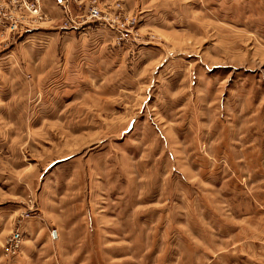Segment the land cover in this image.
Here are the masks:
<instances>
[{
  "label": "rangeland",
  "instance_id": "374dc122",
  "mask_svg": "<svg viewBox=\"0 0 264 264\" xmlns=\"http://www.w3.org/2000/svg\"><path fill=\"white\" fill-rule=\"evenodd\" d=\"M32 1L0 0V264H264V0Z\"/></svg>",
  "mask_w": 264,
  "mask_h": 264
},
{
  "label": "crops",
  "instance_id": "0c3cea01",
  "mask_svg": "<svg viewBox=\"0 0 264 264\" xmlns=\"http://www.w3.org/2000/svg\"><path fill=\"white\" fill-rule=\"evenodd\" d=\"M55 1L57 2L58 0H43L42 1L43 8L45 9V11L47 13H54V8H56V6H54L55 3H53V2H55ZM157 1L160 5H164V6H166L167 4H169V5L171 4V0H157ZM146 3H149V4L153 3V0H125V6H132V5L136 4L135 6H139V8H140V6H143ZM70 7H71L72 11H74V12L76 10H79V6L76 4H71ZM145 7H147V6H145ZM56 10H57V8H56ZM51 16L54 17L53 14H51ZM23 57L30 58L29 55H27V56L23 55ZM50 58H51V56L48 55V53H46V54L42 53L40 55L38 61H40V65H42V64L45 65L46 63L48 64V59H50ZM63 58H64V62H65L63 65V68H64V66L66 67V64H68V62L66 63V61H65L66 56ZM67 59H70V58L68 57Z\"/></svg>",
  "mask_w": 264,
  "mask_h": 264
},
{
  "label": "built area",
  "instance_id": "2783aa9c",
  "mask_svg": "<svg viewBox=\"0 0 264 264\" xmlns=\"http://www.w3.org/2000/svg\"><path fill=\"white\" fill-rule=\"evenodd\" d=\"M66 0H64L65 2ZM37 2V0H33L29 5L30 7H33V8H37L36 5H34L35 3ZM63 3V2H62ZM64 4V3H63ZM37 10V9H36ZM35 9H33V11L35 12L36 11ZM87 15L89 17H93V18H105V19H110L107 15H101V12L100 10L95 6V5H92L89 9H88V12H87ZM111 20V19H110ZM9 241L10 242H13V243H16L17 241V237H16V234L12 235L10 238H9Z\"/></svg>",
  "mask_w": 264,
  "mask_h": 264
}]
</instances>
